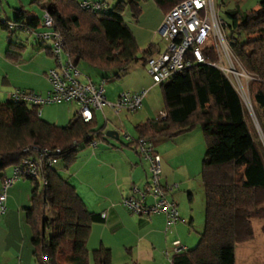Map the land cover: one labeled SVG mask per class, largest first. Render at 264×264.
Masks as SVG:
<instances>
[{"label":"trees","instance_id":"16d2710c","mask_svg":"<svg viewBox=\"0 0 264 264\" xmlns=\"http://www.w3.org/2000/svg\"><path fill=\"white\" fill-rule=\"evenodd\" d=\"M153 1L162 7L164 0ZM139 2L118 1L110 10L101 2L104 12L83 10L77 0L32 3L50 15L74 65L115 71L114 78H118L127 66L143 61L149 53L150 46L143 51L122 18L129 7L138 21ZM27 15L20 22L40 28L42 18L26 22ZM226 18L232 50L254 79L248 84L253 115L220 71L194 66L160 85L166 118L148 120L135 129V142H152L173 140L199 127L205 142L200 171L203 231L197 245L173 255L170 264H234L235 246L255 239L253 221L261 222L264 236V1L256 10H233ZM5 23L0 20L3 29H7ZM23 51L22 45L9 42L5 57L18 64ZM97 131L100 139L103 134L96 129L95 120L85 124L72 117L67 126L58 127L42 120L39 108L12 100L0 102V173L18 165L26 157L23 150L27 147L60 149V160L68 171L77 151L88 147ZM27 180L32 189L25 222L31 232L34 264H112L111 250L103 245L91 254L87 251L91 228L102 218L87 210L55 167L47 170L43 187L36 180Z\"/></svg>","mask_w":264,"mask_h":264},{"label":"built area","instance_id":"2783aa9c","mask_svg":"<svg viewBox=\"0 0 264 264\" xmlns=\"http://www.w3.org/2000/svg\"><path fill=\"white\" fill-rule=\"evenodd\" d=\"M79 6L91 12H104L105 5L98 1L80 0ZM41 31L27 27L23 22H6L10 31H23L33 34L42 42H49V54L55 62V67L47 72L50 91L42 97L33 93L15 91L11 100L41 109L46 105L72 104L76 106L73 121L89 124L95 120V114L108 107L116 115L122 112H137L147 98L149 90L135 93L123 92L114 102L105 97L106 80L93 83L74 65L64 50L61 35L54 30V22L45 12L40 21ZM157 36L160 41L153 46L154 56H149L143 62V68L151 77L153 85L160 86L169 82L176 75L194 66H209L219 70L233 85L241 97L240 91L246 97L243 101L249 105L248 84L254 79L241 67L229 42L226 23L219 17L215 0H183L167 12L159 28ZM243 100V99H242ZM158 117L165 119L166 114ZM99 131L93 133L91 148L99 143ZM127 142L131 141L128 134L122 133ZM136 151L147 165L148 179L144 188L132 187L130 195L122 200V206L136 217L163 215L166 230L177 224H184L176 204L171 196L178 189L177 184L162 182L161 157L154 150L151 142L145 139L136 141ZM26 157L11 168V175L2 179L0 190V216L7 208V192L19 179L36 180L43 187L46 184L48 169L56 168L60 163V149H39L27 147L23 150ZM187 249L179 241L172 242V255L185 252ZM169 253L165 256L169 258ZM171 263V259H170ZM21 264V262H17Z\"/></svg>","mask_w":264,"mask_h":264},{"label":"rangeland","instance_id":"374dc122","mask_svg":"<svg viewBox=\"0 0 264 264\" xmlns=\"http://www.w3.org/2000/svg\"><path fill=\"white\" fill-rule=\"evenodd\" d=\"M34 0H0V20L3 21L4 17L9 20L8 22L17 23L19 22V18H22L25 14L26 22L30 20H41L42 11H40L32 2ZM80 1V0H77ZM112 0H109L110 3ZM119 0H116V2ZM127 1V0H123ZM264 0H215V6L217 9V13L219 17L223 20V22H228L226 18V14L233 10L240 11H251L256 10L259 7V4ZM141 15L138 21H135L129 7H126L122 18L127 27L133 32L139 47L145 51L147 46L150 43H158L160 41L159 36L156 35L155 25L157 22L158 16L160 14V8L156 6L153 0H140L139 2ZM111 8V6H110ZM4 16V17H3ZM35 30L41 31V28H34ZM228 31V30H227ZM14 43H18L23 45L24 51L22 53V63L18 66H12L4 61L3 58L0 59V87L2 86V77L3 75H9V80L12 82V87L14 90L24 91L25 89H20L21 85L25 83L30 85L38 83V77H42L41 73L46 71V66L48 65L51 59L46 57L43 53L44 50L40 51V41H38L33 34H29L23 31H10L8 29H3L0 25V55L4 53L7 41L6 37H9ZM244 40V37L241 38ZM45 44L50 46L49 42H45ZM43 51V52H42ZM238 59V58H237ZM53 60V59H52ZM20 61V62H21ZM239 61V60H238ZM54 62V60H53ZM240 63V62H239ZM55 64V63H54ZM241 65V64H240ZM55 67V66H54ZM81 71L85 69V76L89 77L93 81H97L99 78L98 72L100 73L103 80H106L105 84V95L108 97V100H111V96L114 93H133L139 92L143 89L149 90L147 94V98L144 99L141 108L134 113H127L130 115H138L143 119H156L160 113L164 111L163 106V96L162 89L160 86L153 85L151 77L146 73L143 68L142 61L134 62L127 66L123 71H121L120 76L116 79L114 78L115 71H100L95 70L89 67L86 64L80 65ZM217 70V69H216ZM50 71V70H48ZM47 71V72H48ZM219 71V70H218ZM39 87H44L41 83ZM34 90V88H33ZM36 91V89H35ZM44 90L41 91L43 97L46 96L44 94ZM40 94V93H39ZM241 98L243 101L246 100V97L240 91ZM38 95V94H37ZM7 101L4 98V95H0V102ZM245 105V103H244ZM250 105V102H249ZM246 109L249 111L252 116L251 106L245 105ZM107 108H104L102 111L96 112V117L99 122L98 126H102L103 124V113L108 118H113V121L118 122V118L115 115H112V112L109 114L107 112ZM75 107L72 104H53L46 105L40 109V118L48 123H56L57 126H67L72 115L75 113ZM123 115V114H121ZM58 123V124H57ZM119 125V123H118ZM126 125V130L135 135L133 128L131 129L129 124ZM110 127V125H109ZM256 129H258L255 124ZM104 130L102 132L104 141H108L110 144H105L104 141H100L98 144L99 147L107 146L110 149L115 147H120V142H123L125 139L122 135V141H117L115 139L107 137V133ZM191 136L193 137L191 142V147L193 148V152L190 154L183 155L182 153L185 151L184 147L178 146L177 150L180 152L174 157H172V167H168L169 174L177 177L174 183L178 185L179 189L173 193L171 198L174 200L176 205L179 203L180 198L183 196L185 200V204L191 213V217L193 222L191 226L188 225V221L191 218H188L187 223L183 226L179 235L170 237L172 241L168 243V247L164 248V250H152L148 248H141L138 252L139 257L141 258V264H170V259L172 258V242L179 241L184 247L187 249H192L198 243L200 234L203 231L204 227V193L203 186L200 181V171L202 160L204 159L206 153L205 142L203 139L202 131L198 127L192 131ZM164 141L166 144L170 141L168 139L161 138L158 141ZM174 140V139H173ZM176 140V139H175ZM174 140V141H175ZM155 142V141H154ZM181 144V143H179ZM112 145V146H111ZM165 148H163L164 150ZM91 150V147H87L84 151ZM161 150V152L163 151ZM160 152V153H161ZM79 155V154H78ZM169 157V156H168ZM167 159V157H166ZM183 160V168L181 170H177V167ZM164 163H161L162 168V182L163 179L167 176L166 171L164 170ZM62 164H58L56 166L57 172L62 177H65L66 171L61 166ZM188 172H186V170ZM171 170L174 172L172 173ZM171 172V173H170ZM0 175L10 176L11 169L8 168L4 172L0 173ZM186 177L190 179L188 183V190H185L186 185ZM171 181V178L166 177ZM2 188V182L0 181V190ZM32 189V185L27 179H19L15 182V184L8 190L7 192V205L8 208L6 212L0 216V223L2 220L8 218L10 222L0 230V264H17L20 260L23 262L21 257L19 256L18 249L21 246V251L26 253V255L30 259L31 256V245H30V230L28 225L25 222V210L30 207V192ZM192 198H191V196ZM190 196V197H189ZM190 199V201H189ZM192 199V201H191ZM179 207V206H178ZM178 210V209H177ZM7 227V228H6ZM261 222L253 221V229L255 233V239L251 242L239 244L235 246L234 250V264H264V236L260 231ZM128 231L124 230L116 236V238H112L110 241L115 247H120L121 245L117 244V239L119 238H127L128 232L130 230H134L132 226H127ZM179 237V238H178ZM184 238L183 241L181 239ZM129 239V238H128ZM112 245V244H110ZM24 246V247H23ZM91 246V245H89ZM87 247L89 253L92 252L90 247ZM90 248V250H89ZM146 249V250H145ZM7 251V252H6ZM17 251V253H16ZM121 251V249H120ZM165 251L169 253V258L164 256ZM123 254V253H122ZM120 261V260H119ZM121 263V262H119ZM22 264H25L24 262Z\"/></svg>","mask_w":264,"mask_h":264},{"label":"crops","instance_id":"0c3cea01","mask_svg":"<svg viewBox=\"0 0 264 264\" xmlns=\"http://www.w3.org/2000/svg\"><path fill=\"white\" fill-rule=\"evenodd\" d=\"M91 1L102 2L108 7L109 10L118 2V1L116 2V0H112L110 3L108 2L109 0H91ZM119 1H123V0H119ZM178 3L179 2L176 3V0H164L162 3L163 4L162 7H159L156 5L157 7L160 8V14H161V16H158L157 22L155 25L154 30H156V33L159 28V25L162 22L164 15L167 12H169ZM8 21L9 20H7L4 17L3 22H8ZM6 41H7V45H6L5 51L4 53L0 55V59L3 58L6 63L12 66L20 65L22 61L19 62L18 64H15L6 59L5 52L8 48L9 42L14 43L10 39V36L6 37ZM41 43L42 42H40V44ZM14 44H18V43H14ZM149 46H150V49H149ZM153 46H155L154 43H150L147 46L145 51L149 49L148 50L149 53L148 55H146L145 59L148 58L149 56H154L156 54L154 53L155 48ZM49 48H50L49 45L45 43H42V45H40V51L44 50L45 52L43 51L42 52L46 55V57H49L51 59L52 57L50 56L49 51H48ZM52 59L51 61H49L48 65L46 66V71H43L41 73L42 77L40 76L38 77L37 84H32L31 82L30 85L25 83L24 85L20 86L22 87L20 89H25L23 92L33 93L36 95L38 94L39 96L43 97V94L41 93V91L44 90V87H45L44 94L47 95V93L50 91V84L47 80L46 74L48 70H51L55 66L54 64L55 62H53ZM144 60L143 61L141 60L142 64ZM78 68L80 69V65L78 66ZM82 72L87 74L85 69H83ZM99 74L100 73L98 72L97 77L99 79L97 81H93L89 77L88 78L93 83H99L100 81L103 80V78ZM2 79L3 80L1 81L2 82L1 85L4 87L3 88L0 87V95L1 94L4 95V98H6L7 101H10L12 93L15 91H20V90H14V88L11 86L12 82L9 80L8 74L3 75ZM41 83L44 85V87H39ZM119 94L121 93L120 92L114 93L111 96L110 101L108 100V97L106 95L105 97L107 101L114 102ZM74 107L76 110V106ZM104 108L108 109L107 112L109 114L112 112V110H110L108 107H104ZM112 115H115L118 118L120 117V119H118V122L113 121V118L110 119L103 113V124L102 126L99 127L98 126L99 122L95 114L96 129L100 130L101 132L106 130L105 131L106 133L113 132L116 135H111V137L110 136H107V137L115 139L117 141H120V140L122 141L123 139L122 133L128 134L131 138V141L127 142L126 140H124L123 142H120L121 144L120 147L117 148L114 146L113 149H110L107 146L99 147L98 146L99 144L97 145L96 148H91V150L89 151H84L87 147L80 149L79 151H77L74 164L69 168L68 171H66L65 177L63 178L66 179L67 182L75 188L78 196L83 201L87 210L91 213L100 215L102 218V221L100 223H96L92 226L91 235L87 243V247L91 245L89 247L91 248L92 252L96 250L98 247H100L101 245L110 249L112 253V264H141V258L138 255V252L141 250V248H148L154 251L158 249L164 250V248L168 247V243L172 241V239L170 240V237L179 235V232L181 231L183 226H180L182 224H177L174 227L170 228L169 230H166V223H165L166 221L163 215H153L150 217H136L132 215L130 212H128L122 206V200L130 195V191L132 187L144 188V186L147 183V179H148L147 165L141 160L135 148V144H136L135 140L138 138V135L135 129L138 125L143 124L146 121L152 120V119H148V120L143 119L142 117L138 115L133 116V115L127 114L126 112H122L119 115H116L112 112ZM129 123H131L130 127L131 129L133 128L135 135H133L131 132L126 130L125 124H129ZM49 124H53L57 126L56 123H49ZM58 127H61V126H58ZM190 133H192V131L175 138L176 139V140L174 139L175 141L168 139L170 141L167 144L166 142L162 140L158 141L161 138H157L151 142L154 150L161 157V163L162 161L163 162L165 161L164 170L167 173L166 177L169 176L171 178V181H169V179L165 177V180L163 179L164 183L176 184L174 182L177 179V177H174V175L169 174L168 167L169 168L172 167V163H171L172 157L173 156L175 157L180 152L179 150H177V147L178 146L184 147L185 151L182 153L183 155L190 154L193 152V148L191 147V142H192L193 137L191 136L192 134ZM100 141H104L103 135L100 138L99 142ZM104 142L105 144H110L108 141H104ZM163 148L165 149L163 150ZM161 150L163 151L161 152ZM60 163L62 164L61 166L64 169V164L62 163V161ZM175 168L177 170H181L183 168V160H182V163H180ZM185 170L186 172H188L187 169ZM171 172L174 173L172 170ZM0 181L2 182V178H0ZM189 181L190 179L186 177L185 190H188ZM179 183L180 182H178V189L180 188ZM176 206H177L180 217L185 221L183 225L187 223L186 220H188V218H191L188 221V225L191 226L193 219L191 217V213L189 212L185 204V200L183 199V196L180 198L179 203ZM9 222L10 220H8V218L5 217V219L2 220L0 223V230H2V228H4ZM127 226H132L134 230H130L128 232L127 238L117 239V244L119 243L118 245H121V246L115 247V245H113L112 243L114 242V240L113 241H110V240L114 237L116 238V236H118V234L121 233L122 231L124 230L128 231ZM183 240L184 238L181 239V241ZM114 243H116V240ZM30 245H31V241H30ZM187 250H190V249H187ZM33 251L34 249L31 245L32 259H30V262L28 261L29 258L26 255V253H23L21 251V246L18 249V253L17 251L16 253L19 254V256L21 257V259L23 260L25 264H34L35 257L33 255ZM164 256H165V253H164ZM19 262L21 261L19 260ZM23 262H21V264Z\"/></svg>","mask_w":264,"mask_h":264},{"label":"water","instance_id":"95a60500","mask_svg":"<svg viewBox=\"0 0 264 264\" xmlns=\"http://www.w3.org/2000/svg\"><path fill=\"white\" fill-rule=\"evenodd\" d=\"M106 135L111 137V135H116V134H114L113 132H107Z\"/></svg>","mask_w":264,"mask_h":264}]
</instances>
